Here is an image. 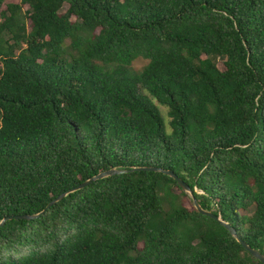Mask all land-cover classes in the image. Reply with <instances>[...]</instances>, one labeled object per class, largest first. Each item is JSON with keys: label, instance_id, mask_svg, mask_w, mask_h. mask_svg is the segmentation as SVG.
I'll return each mask as SVG.
<instances>
[{"label": "trees", "instance_id": "obj_1", "mask_svg": "<svg viewBox=\"0 0 264 264\" xmlns=\"http://www.w3.org/2000/svg\"><path fill=\"white\" fill-rule=\"evenodd\" d=\"M3 3L0 264H262L264 0Z\"/></svg>", "mask_w": 264, "mask_h": 264}, {"label": "water", "instance_id": "obj_2", "mask_svg": "<svg viewBox=\"0 0 264 264\" xmlns=\"http://www.w3.org/2000/svg\"><path fill=\"white\" fill-rule=\"evenodd\" d=\"M139 169V168H138ZM141 169H155V168H150V167H144ZM164 173L170 175L172 178H174L178 185L184 190V191H191L189 186L180 178L178 177L176 174H174L173 172L167 171V170H162ZM120 171L115 170V169H109V170H105L102 172H99L98 174L88 178L87 180L81 182L80 184L74 186L73 188H71L70 190H67L66 192H63L61 194H59L58 196H56L55 198H53L50 202L47 203V205L43 208V210H41L39 213L34 214V215H30V214H18V215H10V216H5L2 218V220L0 221V225H2L5 221L7 220H11V219H31V218H35L37 216H39L40 214H42L43 212H45L48 208H50L53 204H55L57 201H59L60 199H62L65 195H67L70 192L79 190L85 186H87L88 184H90L91 182L97 180V179H101L107 176H110L112 174L118 173ZM192 204L193 206L196 208V210L203 215L209 216L217 221H219L229 232L232 236H234L236 238V240L250 253V255L258 260L259 262H261L262 264H264V254L262 252H260L259 250L251 247L249 244H247L245 241H243L237 234H236V230L235 228L230 225L229 223L223 221L218 215H215L214 213H212L211 211H207L205 209H203L200 204L198 203V201L196 200L195 197L192 196Z\"/></svg>", "mask_w": 264, "mask_h": 264}, {"label": "rangeland", "instance_id": "obj_3", "mask_svg": "<svg viewBox=\"0 0 264 264\" xmlns=\"http://www.w3.org/2000/svg\"><path fill=\"white\" fill-rule=\"evenodd\" d=\"M18 0H4V3H3V8H5L6 4L8 3H17ZM26 8V7H25ZM67 8V5H64L61 9V12H63L65 9ZM216 61H217V65L220 69H223V58L221 57H218L216 58ZM147 63V60L146 59H143L141 57L135 59L131 65H130V68L133 70V71H140L142 69V67L144 65H146ZM187 192V197H186V205H191L192 204V192L191 191H186ZM193 205V204H192Z\"/></svg>", "mask_w": 264, "mask_h": 264}]
</instances>
